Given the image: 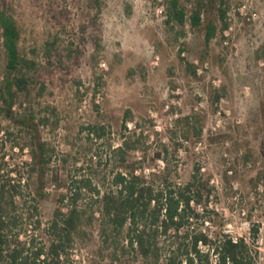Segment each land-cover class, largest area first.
<instances>
[{"label":"rangeland","instance_id":"1","mask_svg":"<svg viewBox=\"0 0 264 264\" xmlns=\"http://www.w3.org/2000/svg\"><path fill=\"white\" fill-rule=\"evenodd\" d=\"M181 2L187 23L172 30L166 24L164 0H102L97 26L92 23V0H0L1 11L20 31L21 55L44 65V95H39L40 85L33 89L31 103L19 94L13 112L24 114L32 108L42 119L50 109L59 119L58 126L54 118L51 125L31 131L0 113V160L5 156L10 169L17 168L26 179L32 138L54 150L45 175L48 198L40 200L47 226L65 193L55 175L67 183L77 177L108 188L113 174L126 171L110 146L139 140L129 153V165L147 175L148 169L163 171L157 154L166 157L176 182L186 184L197 166L202 169L215 187L217 218L211 232L230 230L249 237L246 223L261 224L258 264H264V0ZM223 4L228 9L226 30L219 14ZM198 11L202 22L194 27L191 18ZM209 24L218 32L207 44ZM54 38L64 47L73 43L83 54L63 67H50L44 48ZM0 51L4 81L2 43ZM96 78H102L97 94ZM77 81L83 83L81 95ZM97 124L107 127L104 139L90 134ZM196 128L202 130L200 136ZM29 183L30 190L36 189L37 175ZM99 228L96 223L77 244L74 264H155L133 256L115 260L113 247L103 250Z\"/></svg>","mask_w":264,"mask_h":264},{"label":"trees","instance_id":"2","mask_svg":"<svg viewBox=\"0 0 264 264\" xmlns=\"http://www.w3.org/2000/svg\"><path fill=\"white\" fill-rule=\"evenodd\" d=\"M163 6L166 24L172 30L185 27L187 10L181 0H164ZM90 7L94 10L92 23L97 26L102 0H92ZM219 14L223 29H228L226 4L219 8ZM191 21L194 27L200 26L201 12H196ZM217 32L214 24L208 25L207 44L216 38ZM20 38L16 23L0 8V43L7 59L6 76L4 81L0 80V104L4 107L0 113H5L24 130L35 131L38 125L49 126L54 118L58 126L55 110H45L42 119L36 117L32 108L24 114L13 112L19 94L31 103L35 87L40 85V96L46 91V84L40 82L44 65L36 58L21 55ZM94 44L98 51L102 49L99 39L96 38ZM63 47L59 38L47 42L45 63L50 67H63L67 60L73 61L83 54L73 43ZM192 72L196 74L195 70ZM100 81L102 78L95 79L96 94L101 87ZM76 87L81 95L83 83L77 81ZM89 91L87 89L86 93ZM219 100L220 95H216L215 101ZM90 130L99 140L107 135V127L101 124L91 126ZM2 133L0 127V135ZM196 134L200 136L202 130L196 128ZM139 143L131 139L118 148L110 146L112 156L119 157L126 171L113 174L108 188L77 177L67 183L55 175V182L65 193L59 197L58 208L47 226L42 220L40 200L48 198L45 175L54 150L45 142L32 138L28 146L30 161L24 164L26 179L17 168L10 169L3 156L0 160V264H74L77 244L90 235L89 229L96 223L100 226L103 250L113 247V258L117 261L120 257L133 256L155 264H258L261 224L251 225L249 238L244 236L237 240L224 230L211 232L217 218L216 211L211 208L215 187L204 178L202 169L197 166L190 181L181 184L173 180L166 157L157 154V159L165 163V169L162 173L147 175L139 166L129 165V153L136 150ZM20 149L26 151L24 147ZM164 154H169L168 148L164 149ZM36 175L38 186L30 190L29 180ZM207 223L209 228H206Z\"/></svg>","mask_w":264,"mask_h":264},{"label":"built area","instance_id":"3","mask_svg":"<svg viewBox=\"0 0 264 264\" xmlns=\"http://www.w3.org/2000/svg\"><path fill=\"white\" fill-rule=\"evenodd\" d=\"M28 150H26L25 152H27ZM163 162V161H162ZM164 163V162H163ZM165 163H164V167H163V171H164V169H165ZM147 171V173H148V175L151 173V170H146ZM163 171H159V173H162ZM180 171V170H179ZM178 183H180V182H178ZM182 184V183H181ZM213 185V184H212ZM211 208L212 209H214V207H213V203L211 204ZM246 215V214H245ZM248 226H249V231H250V229H251V225H253V224H251V222H247L246 223ZM206 228H209V224L207 223L206 224ZM226 233H228V234H230V235H232V236H234V239L235 240H237L238 239V237H244V236H238V235H236L233 231H230V230H228V231H226ZM246 237V236H245ZM249 237H250V233H249ZM249 237H247V238H249ZM259 241V240H258Z\"/></svg>","mask_w":264,"mask_h":264}]
</instances>
